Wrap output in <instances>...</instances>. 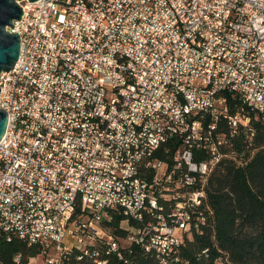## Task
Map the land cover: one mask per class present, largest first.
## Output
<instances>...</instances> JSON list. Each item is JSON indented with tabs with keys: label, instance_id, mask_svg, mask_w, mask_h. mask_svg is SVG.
Wrapping results in <instances>:
<instances>
[{
	"label": "built area",
	"instance_id": "built-area-1",
	"mask_svg": "<svg viewBox=\"0 0 264 264\" xmlns=\"http://www.w3.org/2000/svg\"><path fill=\"white\" fill-rule=\"evenodd\" d=\"M20 6L19 57L0 73V243L43 264H135L132 246L179 263L206 224L208 176L243 163L247 112L264 124V0Z\"/></svg>",
	"mask_w": 264,
	"mask_h": 264
},
{
	"label": "trees",
	"instance_id": "trees-1",
	"mask_svg": "<svg viewBox=\"0 0 264 264\" xmlns=\"http://www.w3.org/2000/svg\"><path fill=\"white\" fill-rule=\"evenodd\" d=\"M247 114L255 131L249 149H245L242 136L234 140L239 143L236 146L245 149L243 163L238 166L222 161L208 176L204 190L209 211L204 212L202 234L192 232L185 238L176 255L179 263L171 257L172 264H264V124L259 115ZM177 146L170 145L169 152L158 155L159 159L171 163ZM203 158L196 154L194 160ZM119 220L114 218L113 228L115 234L122 235ZM17 254L26 264L38 250L18 240L0 243L2 264H11ZM125 255L135 264H159L136 246Z\"/></svg>",
	"mask_w": 264,
	"mask_h": 264
},
{
	"label": "water",
	"instance_id": "water-1",
	"mask_svg": "<svg viewBox=\"0 0 264 264\" xmlns=\"http://www.w3.org/2000/svg\"><path fill=\"white\" fill-rule=\"evenodd\" d=\"M24 0H0V73L13 69L19 57L20 38L9 29L13 28L14 21L21 18L22 9L20 3ZM34 3L38 0H26ZM7 126V115L0 110V140Z\"/></svg>",
	"mask_w": 264,
	"mask_h": 264
},
{
	"label": "rangeland",
	"instance_id": "rangeland-1",
	"mask_svg": "<svg viewBox=\"0 0 264 264\" xmlns=\"http://www.w3.org/2000/svg\"><path fill=\"white\" fill-rule=\"evenodd\" d=\"M31 264H43L42 259L40 257H35Z\"/></svg>",
	"mask_w": 264,
	"mask_h": 264
}]
</instances>
